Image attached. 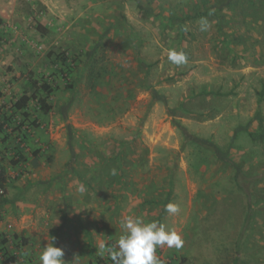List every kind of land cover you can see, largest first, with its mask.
<instances>
[{
    "label": "rangeland",
    "instance_id": "obj_1",
    "mask_svg": "<svg viewBox=\"0 0 264 264\" xmlns=\"http://www.w3.org/2000/svg\"><path fill=\"white\" fill-rule=\"evenodd\" d=\"M32 79L53 86L50 112L38 98L15 108ZM0 122L30 135L12 165L0 134V264H40L52 238L64 264L108 260L98 245H115L128 215L181 235L157 247L164 264H264V0H0ZM178 122L229 150L249 194Z\"/></svg>",
    "mask_w": 264,
    "mask_h": 264
},
{
    "label": "clouds",
    "instance_id": "obj_2",
    "mask_svg": "<svg viewBox=\"0 0 264 264\" xmlns=\"http://www.w3.org/2000/svg\"><path fill=\"white\" fill-rule=\"evenodd\" d=\"M210 28L211 23L207 17H201L199 30L206 32ZM168 60L179 66L186 64L188 57L183 50L169 49ZM179 210L175 203L165 205V211L169 214H177ZM120 227L122 234L115 245L106 246L105 243L98 245L99 254H106L113 264H164L155 254L157 247L166 245L168 248L179 249L184 243L174 228L157 221L145 222L139 217L128 215L122 218ZM63 255V249L55 246V240L52 238L44 245L38 259L40 264H64Z\"/></svg>",
    "mask_w": 264,
    "mask_h": 264
},
{
    "label": "trees",
    "instance_id": "obj_3",
    "mask_svg": "<svg viewBox=\"0 0 264 264\" xmlns=\"http://www.w3.org/2000/svg\"><path fill=\"white\" fill-rule=\"evenodd\" d=\"M62 60H64V58H62ZM32 88H35V90L37 91V93H33L32 95H28L27 92H25L20 99L15 103V108L17 110H22L25 109L28 105L29 102L32 98H38V101L40 103V109L42 111H44L45 113L50 112L53 109V105L49 102L48 98L50 96V94L53 92V86L51 85V83H49L48 81H43L42 83L39 82L38 80L32 79ZM44 93L45 95H40L39 93ZM152 96L154 99L156 100H162V101H166V98L164 95L159 94L156 90H153ZM71 106V101L67 102L66 105H63L60 107V113L64 114V116H66L67 110L70 108ZM8 121H10L9 119H7ZM24 122H29L31 127H36L37 123L32 121L29 117L28 114L24 113ZM5 123L6 122H0V134L3 135V137L7 140L10 141L12 140L13 142V149L16 151L15 155L18 157L15 160L11 161L12 165L18 164L20 161L24 160L25 156L23 153V147L22 145L24 143H27L30 139V135L28 132H26V130H24L22 127L24 125V123L21 126H18V128L13 129V131H7L6 127H5ZM70 126V125H69ZM178 127L181 129L183 135L185 138L191 139L197 143H199L200 145H203L205 147H208L209 149H211L216 157L220 160V161H224V162H228V163H232L235 167V178H236V182L237 184L240 186V188L246 193L249 194V191L247 190L246 186H247V182H246V177L244 176V173L242 171V169L235 163V161L233 160V158L229 155V150H222L215 142H213L211 139L208 138H203V137H199L195 134L190 133L186 127H184L181 123L178 122ZM68 147L70 148V152L72 153V155L75 154V148L73 145V132L72 129L69 130V137H68ZM7 182V168L4 165H0V208L2 207V205L4 203H6L8 201V198L5 195V183ZM171 193H172V189L169 191V194L167 196V200L170 199L171 197ZM252 208L249 207L248 208V212H247V216H246V220L249 221V219L252 216V212H251ZM3 245V254L6 258V261L9 260V251H7V247H5L6 244V240H2ZM27 244V243H25ZM108 262H110L111 264H113V262L108 258V260H106L103 257H97L96 260L93 262L91 261V264H108ZM10 264H15V260H11Z\"/></svg>",
    "mask_w": 264,
    "mask_h": 264
}]
</instances>
